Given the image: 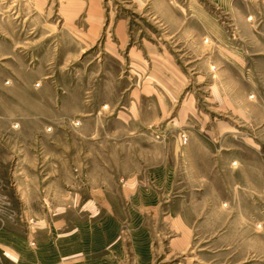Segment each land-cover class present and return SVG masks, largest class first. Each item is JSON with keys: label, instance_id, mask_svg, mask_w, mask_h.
<instances>
[{"label": "rangeland", "instance_id": "1", "mask_svg": "<svg viewBox=\"0 0 264 264\" xmlns=\"http://www.w3.org/2000/svg\"><path fill=\"white\" fill-rule=\"evenodd\" d=\"M38 214L110 264H264V0H0V244Z\"/></svg>", "mask_w": 264, "mask_h": 264}, {"label": "crops", "instance_id": "2", "mask_svg": "<svg viewBox=\"0 0 264 264\" xmlns=\"http://www.w3.org/2000/svg\"><path fill=\"white\" fill-rule=\"evenodd\" d=\"M21 197L22 208L30 207L28 191L23 190ZM165 204V211L160 213L161 222L166 228L165 234L173 236L176 232L172 245L178 250H185L190 245V227L182 216H173L170 202ZM33 219L34 228L30 231L21 234L13 232L5 237L20 240V245L0 244L6 254L12 257L13 264H110L107 259L109 248L102 242L95 245L93 238L76 231L75 227L70 226V218L38 214ZM2 231H5L4 225L0 226V233ZM0 239L3 237L0 236Z\"/></svg>", "mask_w": 264, "mask_h": 264}, {"label": "built area", "instance_id": "3", "mask_svg": "<svg viewBox=\"0 0 264 264\" xmlns=\"http://www.w3.org/2000/svg\"><path fill=\"white\" fill-rule=\"evenodd\" d=\"M188 141L187 136H183V142L186 143Z\"/></svg>", "mask_w": 264, "mask_h": 264}]
</instances>
